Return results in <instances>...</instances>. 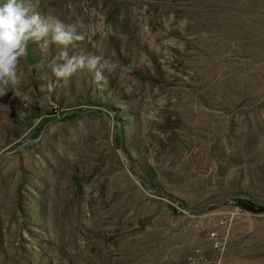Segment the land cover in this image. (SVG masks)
I'll return each instance as SVG.
<instances>
[{
	"label": "rangeland",
	"instance_id": "374dc122",
	"mask_svg": "<svg viewBox=\"0 0 264 264\" xmlns=\"http://www.w3.org/2000/svg\"><path fill=\"white\" fill-rule=\"evenodd\" d=\"M25 2L121 68L58 81L62 46L29 43L0 97V264H264V0Z\"/></svg>",
	"mask_w": 264,
	"mask_h": 264
},
{
	"label": "clouds",
	"instance_id": "9594fccd",
	"mask_svg": "<svg viewBox=\"0 0 264 264\" xmlns=\"http://www.w3.org/2000/svg\"><path fill=\"white\" fill-rule=\"evenodd\" d=\"M93 34L83 19L66 24L56 17H42L25 0L0 2V97L26 79L21 59L28 55L29 43L47 41L49 37L52 42L62 46L57 59L63 62L52 61L49 65L58 81H67L87 70L93 73L94 82L103 88L107 83L105 73L112 75L121 65L103 53L69 56L67 51L70 45L77 41L84 42ZM48 90H53L51 84Z\"/></svg>",
	"mask_w": 264,
	"mask_h": 264
}]
</instances>
